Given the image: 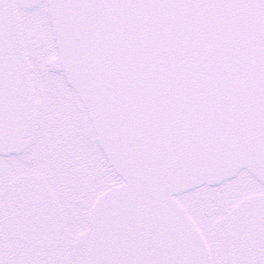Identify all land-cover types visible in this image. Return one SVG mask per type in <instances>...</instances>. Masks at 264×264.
Here are the masks:
<instances>
[{"label": "flooded vegetation", "instance_id": "1", "mask_svg": "<svg viewBox=\"0 0 264 264\" xmlns=\"http://www.w3.org/2000/svg\"><path fill=\"white\" fill-rule=\"evenodd\" d=\"M57 90L52 93L53 97L56 94V104L52 102L50 110L52 143L47 150L53 167L60 171L61 188L55 185L52 189L64 205L56 202L45 173L29 161L33 123L23 101L30 134L28 148L21 154L0 155V203L5 204H0V264H78L84 231L78 233L72 226L74 212L82 207L85 219L99 188L115 182L112 177L106 182L90 170L87 148L72 139L67 103L60 97L67 96L65 88L61 87L64 92ZM245 188L244 264H264V194L250 196Z\"/></svg>", "mask_w": 264, "mask_h": 264}, {"label": "water", "instance_id": "2", "mask_svg": "<svg viewBox=\"0 0 264 264\" xmlns=\"http://www.w3.org/2000/svg\"><path fill=\"white\" fill-rule=\"evenodd\" d=\"M251 1L256 6L251 18L257 17L258 14L264 15V0ZM202 3L209 8L206 0ZM7 32L8 14L4 0H0V152L4 153L20 150L24 139L23 116L19 103L20 85L15 61L7 41ZM55 35L59 41L57 31ZM59 51L62 55L61 48ZM65 74L73 85L72 75L68 70ZM246 135L247 132H244V138L242 136L231 138L233 143H239L233 145L232 150L208 149L195 163L171 173L148 171L143 161L139 163L143 154L139 150L133 161L134 165L125 163L120 157L117 160V167L127 180L130 186L128 194H131V198H126L124 207L128 211L130 206L133 207L137 216L141 214L143 206L150 204L146 214L153 211L155 217L156 212L162 216L158 221H155L156 218L151 221L148 233H143L142 230L143 234L137 235V245L134 248L127 249L126 245H121L120 242L124 243L128 239L125 231L120 232L113 241L103 228L95 242L96 250L93 253L104 260L112 256L109 252L112 251V247L115 258L122 254V249H125L118 264H211L208 249L200 232L186 213L177 204H173L172 195L204 184H219L243 168L249 169L264 183V146L247 142ZM168 206L171 207V211L168 210Z\"/></svg>", "mask_w": 264, "mask_h": 264}, {"label": "rangeland", "instance_id": "3", "mask_svg": "<svg viewBox=\"0 0 264 264\" xmlns=\"http://www.w3.org/2000/svg\"><path fill=\"white\" fill-rule=\"evenodd\" d=\"M6 1L11 23L9 39L18 60L20 79H24L22 100L30 110L28 118L33 123L32 146L27 151V155L30 158L29 161L45 173L44 177L55 194L56 202L63 207L64 204L60 203L57 194L52 189L55 185H58L56 189L61 188L60 171L53 167L54 161L51 156L49 157L47 149H50L49 145L52 143L49 131L50 110L54 108L53 103L56 104V94L53 97L52 93L57 89L62 91L61 87L63 88L64 85L59 70H54L52 67L56 54L51 43L45 0ZM30 36H37L41 39V44L37 49L27 47L26 40ZM65 92L67 96L61 94L60 97L67 103L68 108L65 112L69 114L71 120L69 124L71 123L72 139L77 144H82L81 147L87 148V163L90 170L94 171L97 177L106 178L107 182L111 173L95 146L94 132L89 127L76 96L66 87ZM49 97H51V102ZM48 106L49 108L46 109ZM77 181L80 180L77 179ZM229 185L200 188L178 198L203 232L212 249L214 264H241V258L244 257V187L250 196L264 193L263 188L245 174H240L237 180ZM103 188H99L97 193ZM0 204L5 206L4 203ZM81 209L82 207L80 211L74 212L72 226H75L78 233L85 231V237L87 226L85 227ZM79 260L78 264H82V255Z\"/></svg>", "mask_w": 264, "mask_h": 264}, {"label": "bare ground", "instance_id": "4", "mask_svg": "<svg viewBox=\"0 0 264 264\" xmlns=\"http://www.w3.org/2000/svg\"><path fill=\"white\" fill-rule=\"evenodd\" d=\"M212 51V48H209L207 51H206V55H209V53Z\"/></svg>", "mask_w": 264, "mask_h": 264}]
</instances>
